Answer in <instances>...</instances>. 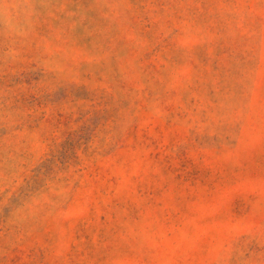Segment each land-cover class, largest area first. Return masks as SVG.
Returning <instances> with one entry per match:
<instances>
[{
  "label": "rangeland",
  "instance_id": "374dc122",
  "mask_svg": "<svg viewBox=\"0 0 264 264\" xmlns=\"http://www.w3.org/2000/svg\"><path fill=\"white\" fill-rule=\"evenodd\" d=\"M0 264H264V0H0Z\"/></svg>",
  "mask_w": 264,
  "mask_h": 264
}]
</instances>
